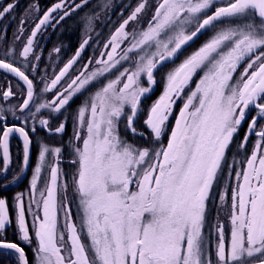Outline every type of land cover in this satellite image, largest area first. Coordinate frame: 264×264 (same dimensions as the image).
Here are the masks:
<instances>
[{"label": "snow or ice", "instance_id": "1", "mask_svg": "<svg viewBox=\"0 0 264 264\" xmlns=\"http://www.w3.org/2000/svg\"><path fill=\"white\" fill-rule=\"evenodd\" d=\"M88 3L56 0L42 14L30 4L12 45L0 27V72L16 81L0 90V188L30 172L26 192L11 201L0 194V252L19 264H264V0H136L102 50L81 63L100 15L86 13L73 56L41 75L38 35ZM17 4L0 5V21ZM99 8L111 10L112 0ZM205 31L212 35L184 55ZM169 64L143 120L146 135L136 121ZM69 119L74 132L65 140ZM122 126L147 143L129 141ZM13 138L22 160L9 177ZM213 201L217 218L208 226ZM12 227L16 241L6 237ZM22 245L32 248L31 261Z\"/></svg>", "mask_w": 264, "mask_h": 264}, {"label": "trees", "instance_id": "2", "mask_svg": "<svg viewBox=\"0 0 264 264\" xmlns=\"http://www.w3.org/2000/svg\"><path fill=\"white\" fill-rule=\"evenodd\" d=\"M48 5H52L56 0H42ZM101 0H89L88 5H86L82 10L74 13L71 17L66 18L60 25H58L52 32L51 35L49 36V40L47 43V48L55 49V48H60L61 51L60 53H65V52H73L75 49H77L78 45L77 43L74 45V41H78V39H84L86 35V29L83 26V23L81 21V17H83L86 13L88 14H94L96 12H99V19L94 22V31H91L87 33V35L90 37V47H88L85 51V56H87V53L92 49L95 48L96 51H100L104 42L110 37L112 32L115 30V28L119 25L121 22L122 16H127L128 13L131 11L132 7L135 6L136 0H112V8L111 10L108 11H102L99 8ZM23 3L22 1H19L18 6H21ZM67 25V28H66ZM70 30L68 31V29ZM68 31V32H67ZM207 34L205 32L200 35L194 42L191 43L190 47H187L184 55L187 53H191L195 49H197L205 40H206ZM102 40V41H100ZM72 53L70 54V56ZM69 56V57H70ZM180 59L176 60V63H178ZM69 59V58H68ZM168 66V65H167ZM167 66L161 68L157 73L156 76L164 71V68H167ZM243 68V65L239 69V71ZM1 73V72H0ZM2 74H0V82L2 81ZM195 82L193 83V85ZM159 95V89L157 85L154 88V91L152 94L145 100H150L153 97ZM81 102V100H76L75 103L72 104V109L75 110L78 104ZM66 116H68V113H65ZM170 122L169 121V127H170ZM73 122L71 119L68 120V124L66 127V131L64 134L65 140L70 138L73 134ZM245 128H246V123L245 126L240 129L239 135L235 138L234 143L231 147V152L230 156L232 154H235L237 149H236V144L240 142V140L243 138L244 133H245ZM45 135V134H44ZM128 140L130 141H135L139 142L142 137H133L130 133L126 132L125 135ZM165 138V137H164ZM255 137H251L249 140V143L247 145V148L250 152L252 143L254 141ZM36 139H39V137H36ZM59 140V137H51L49 139L50 143H56ZM21 142L13 138L10 143V151H11V167L8 173V176L11 177L13 173H17L20 169L21 166V159H20V154H21ZM70 154L65 153V156L68 157ZM239 159V157H237ZM36 159V147L35 145L33 146L32 149V164L35 163ZM67 160L65 159L63 162V168L64 170L70 175L74 169L71 165L67 164ZM2 163V162H0ZM29 180H30V172L25 174L22 179L14 184L11 185L6 191H4L2 188H0V194L7 196L9 201L12 200V197L16 193L20 192H26L28 186H29ZM3 183V180H0V184ZM218 190V189H217ZM72 210L74 213L77 212V207H76V202L73 201L72 203ZM216 205L215 202H210L209 203V212H208V217L209 215H212L208 219V226L212 224V222L216 219ZM29 220V218H28ZM6 237L8 240L11 241H16V234H15V228H8L6 231ZM25 248V252L27 254V258L29 260L32 259V253L33 250L31 247H28L27 245H22ZM7 252H0V264H18V260L15 255H10L6 254Z\"/></svg>", "mask_w": 264, "mask_h": 264}, {"label": "rangeland", "instance_id": "3", "mask_svg": "<svg viewBox=\"0 0 264 264\" xmlns=\"http://www.w3.org/2000/svg\"><path fill=\"white\" fill-rule=\"evenodd\" d=\"M19 1H22V5L21 6H18L17 4V7L14 11V13L12 14V16L10 17H6L3 21H0V27H3V26H7V41H8V44L9 45H12L13 44V41H14V35H15V32H16V29H17V26L19 24V21L22 17V15L25 14V10L26 8H28V6L30 4H36L39 9H40V13L42 14L44 11H46L51 5H48L46 4L44 1L42 0H18V3ZM8 2H10V0H0V5H6ZM77 2H79V0H77ZM55 3V2H54ZM157 3V0H150V4H155ZM152 14V10L149 9L148 11V15L145 16V19H148L150 17V15ZM62 23V22H61ZM118 27V26H117ZM66 28H67V25H66ZM55 28H51L49 27L42 35H38L37 37V40H38V49L37 51L39 52V54L41 55L42 57V66H41V75H44L45 72H47L48 74H52L53 71L56 69L57 66H62L61 64V61H67L68 58H70L71 56H73V54L75 53V51L78 49H75L73 52H65V53H57L55 51V49H51V48H47V43H48V40H49V36L51 35V32L54 30ZM70 30V28L68 29V31ZM67 31V32H68ZM113 33V32H112ZM28 33L25 32V35H27ZM205 34H207V37H206V40L212 35V33L210 31H205ZM110 38V37H109ZM108 38V39H109ZM108 39L104 42V44L108 41ZM83 39H78V41H74V45L77 43V45L79 46L80 43L82 42ZM205 40V41H206ZM102 41V40H100ZM204 41V42H205ZM20 43H22V41H19V42H16L17 45H19ZM103 44V45H104ZM4 47L2 41H0V49H2ZM102 50V48H101ZM86 51V50H85ZM99 51H96L95 48H92L88 53H87V56H85V52L83 53V56H82V62L84 61H87L88 59L92 58V57H95L97 54H98ZM72 53V55L70 56V54ZM189 54V53H187ZM186 54V55H187ZM70 56V57H69ZM184 58V56L181 58V60ZM180 60V61H181ZM180 61L176 64H179ZM173 65L169 64L167 66V68H164V71L160 72L156 77H157V87L159 89V95L153 97L152 99L150 100H144L143 101V104H144V111L141 113V115L139 116L138 120L136 121V126L138 128H140L141 130H143L145 132V134L147 135L149 133V130L143 125V120L145 119V116H146V112H147V109L149 107V105L155 101L161 94H162V91H163V80H164V76L166 74L167 71L170 70V68L172 67ZM243 68L240 70L242 71ZM0 74H2V81L0 82V90L4 89L8 83H11L13 86L15 85L16 81H15V78L13 77H10V76H7L5 73L1 72ZM239 74V70H238V73L237 75ZM194 85H192V87H194ZM81 103V102H80ZM79 103V104H80ZM78 104V105H79ZM180 103L177 102L176 106H175V112L173 113V118H170V127L169 129H171L173 126H174V117L176 114H178L179 112V109H180ZM249 116H251V113H249ZM73 131H74V127L72 128ZM121 131H122V135H125L126 131L123 129V126L121 128ZM44 133L42 132L41 133V136H43ZM40 138V137H39ZM167 135L165 136V138H163L164 142L166 143L167 142ZM19 140V139H18ZM255 140V138H254ZM20 141V140H19ZM130 141V140H129ZM137 145H145L147 143V141L142 138L139 142H135V141H131ZM20 156V159L22 160V148H21V154L19 155ZM33 163V162H32ZM67 164L70 165L69 161L67 160ZM28 173V172H27ZM27 173H23L22 174V177L27 174ZM73 173V172H72ZM71 173V174H72ZM71 174L69 175V178L71 176ZM226 211V210H225ZM75 215L76 213L73 212V216L75 218ZM212 215H209V217L207 219H209ZM29 218V223L31 222V218L30 217H27V219ZM216 218H217V214H216ZM219 219L220 220H225V215L224 213H221L219 215ZM225 224H226V231H227V221H225ZM32 259H33V253H32ZM31 259V260H32ZM30 260V261H31ZM19 264V262H18Z\"/></svg>", "mask_w": 264, "mask_h": 264}, {"label": "water", "instance_id": "4", "mask_svg": "<svg viewBox=\"0 0 264 264\" xmlns=\"http://www.w3.org/2000/svg\"><path fill=\"white\" fill-rule=\"evenodd\" d=\"M5 252H7V250H5ZM26 256H27V254H26Z\"/></svg>", "mask_w": 264, "mask_h": 264}]
</instances>
